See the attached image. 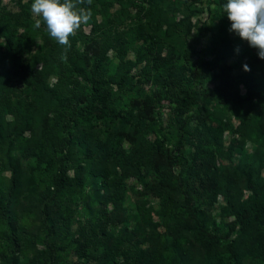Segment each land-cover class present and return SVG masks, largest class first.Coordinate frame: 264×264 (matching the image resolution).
<instances>
[{"label": "trees", "instance_id": "trees-1", "mask_svg": "<svg viewBox=\"0 0 264 264\" xmlns=\"http://www.w3.org/2000/svg\"><path fill=\"white\" fill-rule=\"evenodd\" d=\"M7 1L0 264H264V59L227 0H92L66 60Z\"/></svg>", "mask_w": 264, "mask_h": 264}, {"label": "clouds", "instance_id": "clouds-1", "mask_svg": "<svg viewBox=\"0 0 264 264\" xmlns=\"http://www.w3.org/2000/svg\"><path fill=\"white\" fill-rule=\"evenodd\" d=\"M84 4L91 5L92 0H32L30 9L36 17L34 27L46 26L49 37L64 46V60L70 47L69 37L82 25H87L92 17L90 9L81 7ZM222 9L230 21L228 30L256 48L258 57L264 59V0H227ZM243 70L250 71V68L244 64Z\"/></svg>", "mask_w": 264, "mask_h": 264}, {"label": "rangeland", "instance_id": "rangeland-1", "mask_svg": "<svg viewBox=\"0 0 264 264\" xmlns=\"http://www.w3.org/2000/svg\"><path fill=\"white\" fill-rule=\"evenodd\" d=\"M8 1L7 0H4V3H7ZM84 28V30L87 32L88 31V27L87 26H84L83 27ZM260 61H261V59H258L257 60V70H259V68H260ZM42 64H38V66H41ZM46 106V102L45 101H43L42 102V107H45ZM168 113H169V109H168V107L167 106H163L162 107V109H161V115H162V117H164V118H166L167 117V115H168ZM22 145V142H19L18 144H17V146L18 147H20ZM128 184L130 185V186H136V180H135V178H130L129 179V181H128ZM130 194H133V193H130ZM220 203V202H219ZM219 203H218V206H217V208L219 207ZM225 218H229V219H231L232 217L231 216H225L224 217V219ZM219 219L220 220H223V217L221 216V217H219ZM75 260V259H74ZM77 261V260H76ZM80 262H82V261H80Z\"/></svg>", "mask_w": 264, "mask_h": 264}]
</instances>
